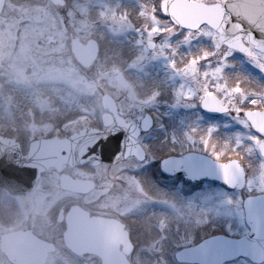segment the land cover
<instances>
[{
	"label": "rangeland",
	"instance_id": "1",
	"mask_svg": "<svg viewBox=\"0 0 264 264\" xmlns=\"http://www.w3.org/2000/svg\"><path fill=\"white\" fill-rule=\"evenodd\" d=\"M65 2L60 8L50 0H11L0 15V77L5 87L20 82L52 84L51 98L39 103L18 101L0 88V132L23 129L9 120L14 116L30 119V139L50 134L66 137L101 122L107 113L101 103L106 94L131 123H140L147 111L159 119L152 132L140 138L147 152L143 162L130 158L114 166L71 171L95 182L94 191L86 197L61 191L58 174L44 176L32 193L20 197L18 227L61 242L60 209L79 205L93 213H118L138 222L143 234L147 232L149 241L144 239L146 244L136 254V258H146L147 264H180L175 259L179 251L220 230L234 238L247 234L243 201L264 192V162L256 158V138L239 120L224 118L200 127V120L206 119L197 107L210 94L233 106L251 102L233 78L225 75L224 67L256 66V56L244 62L234 58L208 29L184 33L160 21L155 8L141 9L138 14L130 11L132 19L141 21L139 13L148 18L145 25L136 23L135 28L129 11L112 0ZM71 34L83 44L103 39V63L82 68L72 55ZM150 40H155L153 50L147 48ZM227 127L235 133L228 135ZM192 152L221 162L241 156L250 169L247 184L242 191H228L210 182L188 184L181 177L169 178L160 172L162 158ZM6 228L0 227V235ZM63 247L50 253L47 264H84ZM230 264L254 263L238 259Z\"/></svg>",
	"mask_w": 264,
	"mask_h": 264
},
{
	"label": "water",
	"instance_id": "2",
	"mask_svg": "<svg viewBox=\"0 0 264 264\" xmlns=\"http://www.w3.org/2000/svg\"><path fill=\"white\" fill-rule=\"evenodd\" d=\"M6 0H0V14ZM63 6L64 0H51ZM162 13L180 27L198 29L209 25L219 33L227 47L244 52L246 44L264 53V0H226L223 4L208 5L188 0H165ZM228 14L229 19L224 21ZM153 49L154 43L148 44ZM72 52L77 61L89 68L98 54L94 41L82 44L72 40ZM102 106L113 114L116 125L110 132L86 127L64 138H42L31 142L27 157H24L17 142L0 136V186L11 193L22 194L36 187L42 174L50 169L62 171L64 166L78 167L101 164L113 166L135 157L144 161L146 153L138 142L142 131H149L152 120L146 116L140 127L126 122L118 115L114 99L106 94ZM202 108L210 113L227 112L220 100L209 96L202 100ZM253 126L264 133V114L247 112ZM104 126L112 123L109 114L103 117ZM264 157V140L260 144ZM163 174L182 176L187 182L198 183L209 180L230 189H243L245 171L241 162L231 159L218 162L198 153L166 157L161 161ZM233 184L229 187L224 181ZM63 189L77 193H89L94 184L91 181L74 180L62 175ZM245 221L249 233L241 238L225 235L209 237L200 244L181 250L176 258L179 262L192 264H224L237 258H247L253 263H264V196L247 198L244 201ZM62 212L59 220H61ZM66 246L76 255L94 254L102 264H129L125 254H130L132 245L123 225L114 219L91 217L89 213L74 206L66 216L64 232ZM123 245V253L119 247ZM1 250L15 264H45L48 254L55 250L54 245L36 237L31 231H17L1 237Z\"/></svg>",
	"mask_w": 264,
	"mask_h": 264
},
{
	"label": "flooded vegetation",
	"instance_id": "3",
	"mask_svg": "<svg viewBox=\"0 0 264 264\" xmlns=\"http://www.w3.org/2000/svg\"><path fill=\"white\" fill-rule=\"evenodd\" d=\"M11 1V0H8ZM7 1V2H8ZM65 1V0H64ZM83 2H88V3H95L98 0H91V1H85L82 0ZM113 2H116L120 5H122V8L126 9L127 11H129L128 16L130 18L131 21H135V23L133 24V27L138 28L136 23H143L144 20L145 22H147L148 18L147 16L145 17V15L143 13H139V15L142 17L139 18L141 21H138L137 18L136 19H132V16L130 14L134 11H138L140 12L141 9L147 10L149 8H155L157 9L158 12H155V16L163 22H167L169 26L172 27H176L174 26L168 19L162 17L160 15V4L162 0H112ZM192 1H202V2H206V3H222L224 2V0H212V1H207V0H192ZM6 2V3H7ZM51 3V2H50ZM52 4V3H51ZM66 2L64 4L63 7H65ZM6 6V5H5ZM58 7V6H55ZM60 7V8H63ZM138 8V9H137ZM5 9V7H4ZM146 14V13H145ZM144 24V23H143ZM145 25V24H144ZM177 29H179L180 31L187 33L188 31L185 30H181L180 28L176 27ZM203 29H208L209 31H211L212 33H214L211 29L209 28H202ZM200 31V30H199ZM135 33H132L130 36H133ZM215 34V33H214ZM216 35V34H215ZM217 36V35H216ZM113 38V37H112ZM70 39H71V46H72V40L74 39H78L80 40L78 37L74 36L73 34L70 35ZM115 39V38H113ZM155 41V40H154ZM152 40L147 42V48H148V43L149 42H154ZM3 45V40H0V47ZM156 44L154 42V47L155 48ZM149 49V48H148ZM153 49H149V50H153ZM232 55L236 58H239L241 60H243L244 62V58H247L248 60L250 59H255L256 56V66L252 65H231V66H226L224 67V73L226 76H229L230 78L232 77L233 79V84L239 85V88L241 89V93H244L247 95V98L249 100H252L249 103H246V105H242V104H238L236 106L233 105H228L225 104L220 97H218L217 95L214 94H210L208 96H216L217 98H219L220 102L222 103V105L224 106V108L227 109V112H223L221 114H209V113H205L202 109H201V101L199 103V106L197 107V111L203 115L205 117L206 120H200V127H206L204 125L205 122L208 123H213L216 122L218 120L221 119H232L233 121L235 120H239L243 123L246 124L247 126V132H249L254 138H256V158L258 160H263L260 156V152H259V144L262 140V138L264 137V133H262L260 130H258L257 128H253L250 123L248 122L247 118H246V112L247 111H252L254 113H264V54L258 53L254 50H250L247 51V54H240L238 52H235L233 50H231ZM73 55V54H72ZM74 57V56H73ZM234 57V58H235ZM75 59V58H74ZM132 71H135L132 69ZM140 75H142L143 73H139ZM0 88L2 90H4V94L5 95H11L13 96V98H15L16 100L18 99V101H27V102H32L34 101L39 103L40 99L42 100H47V98H51V93H52V84L51 83H34L32 86H29L25 83H8V86L5 87V83L2 81V78L0 77ZM3 83V84H2ZM2 85V86H1ZM237 89V88H236ZM16 91L17 93L13 92ZM24 96L23 98H21V96ZM207 97V96H206ZM22 99V100H21ZM33 103V102H32ZM29 104V103H28ZM117 104V109H118V114L120 115V111H119V106L118 103ZM158 112V111H157ZM149 114L152 118V127L151 130L148 132H144L141 134L140 138L142 136H144V134H149V132L151 133L153 128L155 127V123L158 122L157 120L159 119V116L157 114H155L153 111H147L145 115ZM122 118H124L122 115H120ZM2 118V116H1ZM156 118V121H155ZM126 120V118H124ZM9 120H12L13 122L17 121L18 122V126L22 127L23 129L21 130H16L15 132H8V131H2L0 132V135L2 136H6L8 138L13 139L14 141L18 142L20 144V147L22 149V152L24 154V156H27L28 153V149L30 146V143L32 140L34 139H30V134L27 131V123L30 122L28 120H23V119H19L16 118L14 116L9 117ZM3 121V120H2ZM128 121V120H126ZM129 122V121H128ZM141 122V121H140ZM131 123V122H130ZM115 124L114 119H112V124L111 127H113V125ZM135 124V123H133ZM140 123L136 124L139 125ZM111 127L109 128V130L111 129ZM228 128V127H227ZM214 130H218L219 129H214ZM228 130L229 133H227L228 135H232L233 133H235V130L233 128H228L226 129ZM218 131H214L216 134L219 133ZM227 132V131H226ZM67 133H70L69 130ZM226 134V133H225ZM60 136L63 134H59ZM59 135H55V134H50L47 137H56ZM264 161V160H263ZM81 168V167H79ZM68 171H65V170ZM74 169L77 168H70V167H64L63 171L61 173H58L56 170H50L47 174H44L41 179L44 176L49 175L50 173H55L59 175V187L61 188V191H63L64 193L71 195V196H79V197H86L89 194H91L94 189H95V182L93 180H90L93 182L94 184V188L89 192V193H76L73 191H69V190H64L62 189L61 185H60V177L62 174H65L75 180H89V179H84L81 178L79 176L74 175L71 171H73ZM40 179V181H41ZM39 181V182H40ZM39 184V183H38ZM38 186V185H37ZM36 186V188H37ZM35 188V189H36ZM34 189V190H35ZM33 190V191H34ZM32 191V192H33ZM32 192H28V193H23V194H15V193H11L9 190L5 189L4 187H0V201L2 202L0 205L2 207V211L0 212V227L4 228L7 227L3 232H1L0 235V239L3 235L8 234V233H12V232H17V231H31L33 232V234H35L37 237H39L42 240H45L49 243H52L55 246V251L58 249V247H63L67 250L65 246V243L63 241V233L66 229V213L68 212V210L76 205H72L70 206V208L66 211L65 209H60L58 214H57V222H59L60 224H64V230L62 232L61 235V242L58 241H49L46 238H42L40 237L36 232H34L32 229L30 228H25V229H21L18 227V220L20 218V197L24 196V195H29ZM260 195H264V192H256V194H251L248 196H260ZM247 196V197H248ZM62 211V216H61V220H59L60 217V212ZM89 214L91 216H99V217H106V218H114L117 219L120 223L123 224L124 229L128 232L129 238L131 240V243L133 245V250L131 252V254L127 257V260L130 264H147V259L140 257V258H136V254H137V250L140 246L145 245L146 243L144 242V239H146V242H148V238L147 236V232L145 234H143L142 231H140V229H138V222H136L135 220L132 221L130 218L124 217L123 215H120L118 213H114L113 215H105V214H99V213H93L91 211H88ZM145 220H142L140 224H142V226H144ZM133 224H136L135 226H133ZM141 226V227H142ZM0 245H1V241H0ZM123 250V245L120 246V251ZM0 252L3 255V258L0 259V264H15L14 262H12L10 259H8L5 254L1 251L0 248ZM50 255V254H49ZM90 257V258H89ZM75 258L79 261L82 262L84 264H102V260L96 256H92V255H85L83 257H76ZM49 261V256L48 259L46 261L45 264H47ZM57 264V263H56Z\"/></svg>",
	"mask_w": 264,
	"mask_h": 264
},
{
	"label": "snow or ice",
	"instance_id": "4",
	"mask_svg": "<svg viewBox=\"0 0 264 264\" xmlns=\"http://www.w3.org/2000/svg\"><path fill=\"white\" fill-rule=\"evenodd\" d=\"M153 18H155V17H153ZM217 158H218V157H217ZM224 183L228 184L229 187H234L233 184H229L228 181H226V180L224 181Z\"/></svg>",
	"mask_w": 264,
	"mask_h": 264
}]
</instances>
